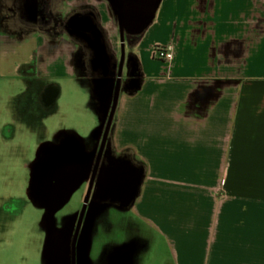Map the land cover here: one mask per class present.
<instances>
[{
  "label": "crops",
  "instance_id": "0c3cea01",
  "mask_svg": "<svg viewBox=\"0 0 264 264\" xmlns=\"http://www.w3.org/2000/svg\"><path fill=\"white\" fill-rule=\"evenodd\" d=\"M85 2L112 37L110 3ZM128 42L132 72L106 167L125 200L116 192L112 204L132 200L173 264H264V0H158ZM16 45L33 47L21 66L34 78L76 79L62 33L37 32ZM155 46L171 58L154 59Z\"/></svg>",
  "mask_w": 264,
  "mask_h": 264
},
{
  "label": "rangeland",
  "instance_id": "374dc122",
  "mask_svg": "<svg viewBox=\"0 0 264 264\" xmlns=\"http://www.w3.org/2000/svg\"><path fill=\"white\" fill-rule=\"evenodd\" d=\"M86 3L50 0L54 21L41 29L21 19L20 0H0L7 42L0 50V264H67V256L70 264H173L160 231L137 221L132 200L115 208L109 196L117 192L113 197L125 200L106 167L118 96L132 72L125 45L131 32L121 41L110 3L116 25L110 37ZM76 12L70 28L67 17ZM37 32L68 36L76 79H36L21 66L33 47L20 50L16 43ZM71 234L66 250L61 240Z\"/></svg>",
  "mask_w": 264,
  "mask_h": 264
},
{
  "label": "water",
  "instance_id": "95a60500",
  "mask_svg": "<svg viewBox=\"0 0 264 264\" xmlns=\"http://www.w3.org/2000/svg\"><path fill=\"white\" fill-rule=\"evenodd\" d=\"M109 2L117 15L120 38L122 41L124 32L128 30L131 33L138 32L150 22L158 0H109ZM117 94L118 92L116 90L114 105L105 129L103 143L108 134Z\"/></svg>",
  "mask_w": 264,
  "mask_h": 264
},
{
  "label": "flooded vegetation",
  "instance_id": "af4514ba",
  "mask_svg": "<svg viewBox=\"0 0 264 264\" xmlns=\"http://www.w3.org/2000/svg\"><path fill=\"white\" fill-rule=\"evenodd\" d=\"M49 9H50V0H20V5L18 8V13L21 17V19H23L24 21H26L27 23H29L31 26H37L40 27L41 29L44 28V26H46L48 23L54 21L52 15L49 13ZM91 16H93V13L91 11L90 13ZM80 16V14L78 12L72 14L70 17H67V25L73 26L76 24V20L77 18ZM71 18V19H70ZM68 27H63L62 30L67 34L69 33V29ZM63 34V33H62ZM65 34L66 37H68ZM102 156V151H100L97 155L96 161H99L101 159ZM99 159V160H97ZM74 164V162L72 163V165ZM98 168V166H97ZM73 234V232H72ZM72 234L69 236H63V240H61V243L66 244V250L68 249L69 245H70V241L72 238ZM63 246V248L65 247ZM68 254V253H67ZM67 259V264H70V259L68 258V256L66 257Z\"/></svg>",
  "mask_w": 264,
  "mask_h": 264
},
{
  "label": "built area",
  "instance_id": "2783aa9c",
  "mask_svg": "<svg viewBox=\"0 0 264 264\" xmlns=\"http://www.w3.org/2000/svg\"><path fill=\"white\" fill-rule=\"evenodd\" d=\"M171 51L160 46H155L153 49V58L159 61H167L171 58Z\"/></svg>",
  "mask_w": 264,
  "mask_h": 264
}]
</instances>
